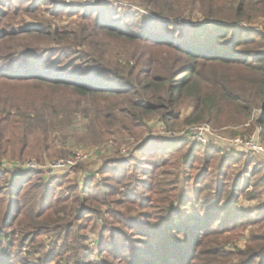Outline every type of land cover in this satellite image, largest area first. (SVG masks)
Here are the masks:
<instances>
[{
	"label": "trees",
	"instance_id": "obj_1",
	"mask_svg": "<svg viewBox=\"0 0 264 264\" xmlns=\"http://www.w3.org/2000/svg\"><path fill=\"white\" fill-rule=\"evenodd\" d=\"M140 1L141 6L158 12L157 15L165 19L152 26L146 17L128 11L126 18L132 23H124L125 28H121L105 23L104 15L98 13L99 8L91 12L92 4L81 8L82 13H79L83 23L87 24L80 26L76 38L89 47L90 51L86 54L90 55L89 60L94 64L91 68L96 70L101 66L105 70H101L103 75L124 81L125 85L119 87L110 83L103 85L98 81L82 82L74 76V80L65 79L32 63L34 59L30 60V54L35 52V48L22 42L24 34L33 38H48L52 34L57 35V28L46 25L48 28L29 26L22 31L11 30L7 22L2 23L5 17L9 19L6 10L13 9L11 12L14 14L22 11L20 9L31 13L37 11V6L22 8L23 0H0V59L14 58L6 71L0 69V78L18 83L37 78L36 81L41 83L69 87L94 104L92 113L100 128L112 127L123 113L126 120L132 117L129 118L131 126L124 119L119 122L125 132L132 134L138 126L135 121L138 112L147 115L165 106L176 110L183 100L193 104L192 115L197 122L204 121L207 116L213 118L226 109L247 113L258 100L264 102V52H252L255 55L251 59L236 56L237 47L234 46L243 44V33L235 27L223 31L225 27L218 24H187L181 27L168 17L180 15L178 9L181 7L200 5L204 14L212 19L220 14V18L244 22L252 11L264 16V0H169L167 9L158 0ZM53 3L59 4L58 1ZM105 6H110L109 2L104 3ZM115 20V16L110 18L111 22ZM167 30H174V36H183L184 41L174 36L166 37L170 33ZM101 39L127 46L128 67H113L106 62L103 54L95 51ZM144 58L150 62L149 72L138 68ZM234 70L244 73L243 81L232 78L230 71ZM5 106L7 101L0 99V132L3 133L14 131L9 117L2 115ZM18 108L23 109L24 105ZM29 119L27 115L18 121L23 136L29 131L30 123H26ZM191 154L197 156L196 153ZM241 157L246 158V155ZM182 159H188V152L183 154ZM177 160L174 163H149L152 169L144 176L155 179V184L146 186L148 193L153 191L155 194L164 186L162 184H166L164 178H157L159 174L156 170L180 163ZM249 160H245L247 166L250 165ZM205 173L213 174L209 170ZM247 173L246 168L237 179V182L240 181V186L237 183L240 193L236 189L226 191L223 184L215 188L212 182L200 183L196 179L194 192L200 196V203L193 209L187 207L191 206L188 203L192 197L185 190L187 185H184L177 198V206L171 201L166 211L160 209V212H155L164 214L162 226L159 221L151 219L152 213L141 211L120 227L108 226V219L96 214L93 207H98L100 202L97 196L92 195V188L96 192L101 186L92 185L94 179L85 182L86 188L71 185L68 188L74 195L64 198L53 195V185L58 179L33 182L31 177L37 173L12 175L7 181L10 187L6 192L0 189V264H13L12 254L16 247L30 246V254H37L44 248L41 241L46 234H52L54 240L51 250L37 257L39 264H91L92 252L87 247L91 234L97 236L95 244L99 246L100 254L109 256L108 264H264V233H252L245 249L233 251H226L228 240L223 236V228L233 222L244 227L264 219V213L257 212V216L250 217L246 213L239 216L234 211L242 187H249L248 180L242 181ZM261 183L264 184V174L253 184L259 186ZM103 186L106 190L110 189L107 185ZM163 190L168 189L163 187ZM145 201L141 200L140 204L145 205ZM224 201L226 205L220 206ZM149 203L144 207L157 208L153 200ZM178 213L179 218L176 217ZM214 224L220 227L214 228ZM233 256L240 257V263L232 262ZM22 264L34 263L24 259Z\"/></svg>",
	"mask_w": 264,
	"mask_h": 264
},
{
	"label": "rangeland",
	"instance_id": "obj_2",
	"mask_svg": "<svg viewBox=\"0 0 264 264\" xmlns=\"http://www.w3.org/2000/svg\"><path fill=\"white\" fill-rule=\"evenodd\" d=\"M54 1H58L59 4L54 5ZM23 2L20 7L32 9L31 7L36 4L37 11L25 13L20 9L22 11L14 14L11 12L13 9H8L6 11L9 12V19L5 17L2 23L7 22L11 30L17 31L29 26L48 28L46 25L56 27L58 30L57 35L52 34L48 38L44 36L33 38L24 34L22 42L35 48L33 49L35 52L30 54V60L34 59L32 63L65 79L74 80L72 78L74 76L82 82L98 81L103 85L110 83L119 87H123L125 82L103 75L105 70L101 66L96 70L91 68L94 64L89 60L90 55L86 54L90 51L89 47L86 43L80 42V38H76L80 26L87 24L83 23L82 17L79 16V13H82L80 9L92 4L91 12L99 8L98 13L104 15L105 23L121 28H125L124 23H132L126 18L128 11L146 17L152 26L165 19L158 16V12L141 6L140 0H38V2L23 0ZM106 2H109L110 6L104 7ZM158 2L167 9L169 0ZM178 10L180 15L168 17L181 27L187 24L210 26L218 24L217 26L225 27L223 31L235 27V30L243 33L242 39H245L243 44L234 46L237 47L236 56L251 59L255 55L251 54L252 52H264V16L259 12H250L251 14L246 17L247 21L241 22L220 18V14L214 15L212 19L204 14L200 5L185 6ZM112 16L116 18L114 22L110 21ZM167 32L170 33H167L166 37L174 36V30ZM174 38L184 41L183 36L178 38L175 35ZM96 47L95 51L103 54L111 66L120 69L128 67L127 46L101 39ZM62 51L64 52L61 53ZM13 59L1 58L0 69L6 71L9 63H13ZM138 68L149 72L150 62L144 58L139 62ZM243 74L239 70L230 71L232 78L240 79L239 81H243ZM33 79L27 83H18L0 78V99L7 101L2 115H7L14 126V131L0 132V189L4 193L10 187L7 182L9 177L21 173L22 165L33 160L38 166L30 171L37 173L31 177L32 181L58 179L53 185V195L57 197H72L74 192L68 187L78 185L80 189L86 188L85 182L94 179L92 185L101 187L96 192H93L92 188V195L97 196L100 202L98 207L93 208L96 209L97 215L108 219V226L120 227L124 221H131L141 211L152 213L151 219L159 221V225L162 226L164 214L155 212H160V209L166 211L171 201L177 206L176 201L180 191L185 188L184 185H187L185 190L187 189L186 192L192 197L188 203L191 206H187L191 210L200 203L198 200L200 196H196L194 192L196 179H199L200 183L212 182L215 188L223 184L226 191L236 189L240 193V189H237V183L240 186V181L237 182V179L247 168L248 173L242 181L248 180L249 187H242L241 196L233 207L234 211L239 216L246 213L250 217L257 216V212L264 213V184L261 183L259 186L253 184L264 174V170L257 167L264 168V152L260 149L246 150L240 144L235 145L232 142L234 139L246 140L254 137L257 147L264 149L262 123L264 102L258 100L247 113L240 114L235 110L226 109L216 113L213 118L207 116L204 121L197 122L192 115L193 104L183 100L176 110L165 106L147 114L148 116L138 112L135 119L138 126L132 134L125 132L123 124L119 122L124 119L131 126L129 118L132 117L126 120L124 114L120 113L119 119L115 120L112 127L100 128L93 117L94 104L91 101L76 94L69 87L53 86L38 82L37 78ZM20 105H24V108L19 109ZM27 115L30 117L26 122L30 123L29 131L23 136L18 128V121ZM36 116L39 119H35ZM197 128L210 131L206 143L186 139V134ZM187 152L188 159L183 160V154ZM75 153L81 160L72 171L60 174L50 172L48 169L50 163ZM191 153H196L197 156H192ZM241 155H246V158ZM248 158L251 159L249 166L245 162ZM176 160L180 163L176 162L178 164L156 170L159 174L157 178H164L166 184H162L164 186H161L159 192L148 193L146 186L155 184V179L144 176L146 171L152 169L149 163L166 161L174 163ZM42 166L44 168H41ZM207 170L213 174L206 175ZM103 185L109 186L110 189L106 190ZM163 187H167L168 190H163ZM141 200H146L145 205L140 204ZM150 200L155 202L154 206L157 208L144 207L150 204ZM225 205V201L220 203V206ZM179 213L176 215L177 218ZM254 222L244 227L233 222L223 228V236L228 240L226 251L245 249L252 233H264V219ZM216 227L220 225L214 224V228ZM51 235L43 236L41 242L44 248L38 250L37 254H30L32 250L30 246L16 247L12 254L13 264H22L24 259L39 264L37 257L43 256L52 248L54 238ZM96 239V234H91L90 242L87 244L88 251L92 252L91 264H108L110 258L106 254H100L99 246L95 244ZM231 261L240 263V257L233 256Z\"/></svg>",
	"mask_w": 264,
	"mask_h": 264
},
{
	"label": "built area",
	"instance_id": "obj_3",
	"mask_svg": "<svg viewBox=\"0 0 264 264\" xmlns=\"http://www.w3.org/2000/svg\"><path fill=\"white\" fill-rule=\"evenodd\" d=\"M209 132L210 131L208 129L197 128L193 132H188V134H186V139L204 144L208 140L207 134ZM232 142L235 145L240 144V146L246 150L260 149L262 152H264L263 148L257 147L254 137H251V138L246 139V140L234 139ZM80 160L81 159H80L79 155L77 153H75L74 155H71L70 157L55 160L54 162L50 163L48 169L50 170L51 173H56V174L64 173L68 170L72 171L73 168L79 163ZM37 166H38V164L35 161H33V160L27 161L26 163H24L22 165V168H20L21 173H19V174H23L26 172L33 171V170H35V168ZM41 168H44V167L42 166Z\"/></svg>",
	"mask_w": 264,
	"mask_h": 264
}]
</instances>
